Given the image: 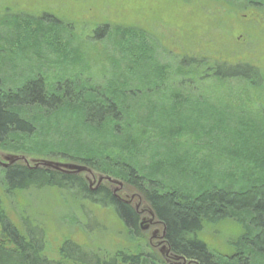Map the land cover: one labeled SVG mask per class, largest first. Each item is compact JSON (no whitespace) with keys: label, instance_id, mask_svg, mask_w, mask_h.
Instances as JSON below:
<instances>
[{"label":"trees","instance_id":"trees-1","mask_svg":"<svg viewBox=\"0 0 264 264\" xmlns=\"http://www.w3.org/2000/svg\"><path fill=\"white\" fill-rule=\"evenodd\" d=\"M38 21L36 29L47 30L49 39H36V45L49 42L52 54L13 87L0 77V147L11 144L20 155L83 164L123 181L154 212L171 254L193 264H264V70L187 57H178L172 69L146 30L109 24L95 28V43L88 46L97 51L93 58L70 38L56 40L67 27L57 16L44 13ZM100 41L112 50L98 51ZM203 123L208 129L202 134L211 135L240 169L234 184L202 173L199 184L186 189L164 175L171 166L158 159L161 150L176 154L187 146L183 138L201 135L197 126ZM197 151L198 158L179 173L197 175L202 150ZM0 186L9 193L77 191L92 203L113 206L126 228L144 239L142 210L119 202L107 186L92 191L83 174L19 162L0 166ZM219 221L242 227L228 244L229 254L213 250L202 237L206 225ZM24 227L22 232L13 224L0 198V264L161 263L143 250L102 258L71 240L62 243L59 260H52L45 231L27 221Z\"/></svg>","mask_w":264,"mask_h":264},{"label":"rangeland","instance_id":"rangeland-1","mask_svg":"<svg viewBox=\"0 0 264 264\" xmlns=\"http://www.w3.org/2000/svg\"><path fill=\"white\" fill-rule=\"evenodd\" d=\"M44 13L57 16L67 25L63 34L57 35V41L67 42L64 39L70 38L75 46H80L93 58L97 57V51L88 46L95 43H92L95 28L109 24L146 30L156 44L161 61L170 64L172 69L178 67V57H187L195 61L247 64L264 70V0L251 3L244 0L233 3L215 0H0V77L5 85L13 87L22 78L32 75L40 62L52 54L49 42L36 45V39L42 41L43 36L49 39L47 30L36 29ZM20 43L21 49L18 48ZM95 46L98 51L108 52L113 48L105 41ZM206 127L204 123L203 127L197 126L198 135L201 134L197 138L192 135L183 138L187 146L182 145L176 154L161 150L158 159L166 161L165 166H171L170 172L164 173L168 180L186 189L197 186L202 173L216 183L237 182L240 169L220 150L211 135L202 134L208 129ZM11 147V144L0 147V153L17 154ZM197 149L202 150L196 164L197 175L179 173L183 171L182 166L185 169L198 158ZM168 154L175 158H169ZM28 157L71 163L62 159ZM186 171L192 172L190 167ZM112 186L113 190L117 187ZM125 189L118 194L137 195L132 189ZM0 198L7 216L22 232L26 221L45 231V252L52 260H59L60 247L65 240L102 258L143 250L155 254L160 264H167L164 260L170 259V256L165 259L161 255L164 245L160 246L159 239L153 238V233L162 228L150 226L141 240L126 228L113 206L92 203L77 191L32 188L9 193L0 186ZM138 203L139 208L145 210L142 218L151 217L144 200L137 198L134 205ZM241 233L242 227L237 223L219 221L206 225L202 237L213 250L229 254L232 249L229 242ZM149 242L156 247L152 249ZM170 263L177 261L171 259Z\"/></svg>","mask_w":264,"mask_h":264},{"label":"water","instance_id":"water-1","mask_svg":"<svg viewBox=\"0 0 264 264\" xmlns=\"http://www.w3.org/2000/svg\"><path fill=\"white\" fill-rule=\"evenodd\" d=\"M23 162L24 164L30 166V167H42L47 170H54L58 172H62L65 174H70V175H76V174H86L85 178L90 184V188L92 191H97L100 186L103 184V182H106L108 184H112L117 186L114 189V193L116 194L117 197H119L120 200H124L128 203L132 202L137 198V195H128V194H123L119 195V192H122L124 189V182L113 178L111 176L103 175V174H96L93 170H91L89 167L83 164H78V163H60V162H55L43 158H30L25 155H20V154H11V153H0V166L7 168L9 166H12L16 163ZM96 184L95 188L93 185ZM139 198V197H138ZM139 204H136V208L139 209ZM145 208H148L147 212L151 217H144L141 219V230L143 232H146L151 225L153 224H160V222H154L155 221V214L154 212L148 207V205H145ZM145 210L142 209V213H144ZM160 230H157L159 232ZM157 236L153 234V238H156ZM161 241L159 242V245H164L163 248L161 249L160 253L161 255L166 259V256H170V259L165 260L167 264H172L170 263V260H175L177 263L174 264H193L191 262H187V260L184 257L176 256L174 254H171L170 249L167 247L165 244L164 240V233L161 237ZM179 262V263H178Z\"/></svg>","mask_w":264,"mask_h":264},{"label":"flooded vegetation","instance_id":"flooded-vegetation-1","mask_svg":"<svg viewBox=\"0 0 264 264\" xmlns=\"http://www.w3.org/2000/svg\"><path fill=\"white\" fill-rule=\"evenodd\" d=\"M102 186L103 187H109L110 188V190L113 192L114 190H113V188H112V186L110 185V184H108L107 183V185H106V182H103V184H102ZM124 189H125V187H124ZM126 190V189H125ZM123 192V191H122ZM114 195H115V193H114ZM120 195V194H119ZM121 196V195H120ZM116 199L119 201V202H126V201H124V200H120L119 199V197H117L116 196ZM136 199L137 198H135V200H133L132 202H130L131 203V205H134V202L136 201ZM140 219H142V215H140ZM154 222H157V220H156V218H155V221ZM151 226H159L160 228H162V225H160V224H153V225H151ZM145 234V233H144ZM153 234H155L157 237V239H159V241H161L162 239H161V237H162V235H163V231H159V232H157V230L153 233ZM153 242V241H152ZM149 246L153 249L154 247H156V244L155 243H151V242H149Z\"/></svg>","mask_w":264,"mask_h":264}]
</instances>
